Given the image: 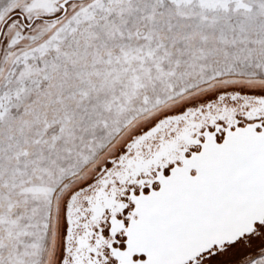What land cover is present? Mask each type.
<instances>
[{
  "label": "snow or ice",
  "instance_id": "6c2138e0",
  "mask_svg": "<svg viewBox=\"0 0 264 264\" xmlns=\"http://www.w3.org/2000/svg\"><path fill=\"white\" fill-rule=\"evenodd\" d=\"M0 264H264V0H0Z\"/></svg>",
  "mask_w": 264,
  "mask_h": 264
}]
</instances>
